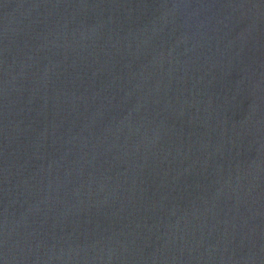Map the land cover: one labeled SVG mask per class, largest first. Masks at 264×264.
<instances>
[{"label": "water", "instance_id": "water-1", "mask_svg": "<svg viewBox=\"0 0 264 264\" xmlns=\"http://www.w3.org/2000/svg\"><path fill=\"white\" fill-rule=\"evenodd\" d=\"M0 264H264V0H0Z\"/></svg>", "mask_w": 264, "mask_h": 264}]
</instances>
